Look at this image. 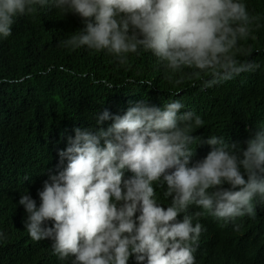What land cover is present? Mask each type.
Wrapping results in <instances>:
<instances>
[{"label": "clouds", "instance_id": "9594fccd", "mask_svg": "<svg viewBox=\"0 0 264 264\" xmlns=\"http://www.w3.org/2000/svg\"><path fill=\"white\" fill-rule=\"evenodd\" d=\"M38 9L80 18L84 27L60 41L65 48L121 63L148 52L170 72L207 74L202 88L257 67L234 57L256 19L244 0H0V40ZM183 107L180 100L162 107L137 101L122 115L94 114V128H74L57 150L63 167L37 191L39 204L27 193L17 201L29 237L50 240L67 264H127L130 256L135 264H195L202 230L195 216L208 212L223 224L254 218V201H264V126L240 149L223 137L193 136L202 120ZM193 143L210 150L189 166ZM190 206L201 211L184 214Z\"/></svg>", "mask_w": 264, "mask_h": 264}, {"label": "trees", "instance_id": "16d2710c", "mask_svg": "<svg viewBox=\"0 0 264 264\" xmlns=\"http://www.w3.org/2000/svg\"><path fill=\"white\" fill-rule=\"evenodd\" d=\"M244 3L256 19L234 57L257 67L210 88L201 86L207 74L170 72L148 52L126 54L121 63L104 52L63 47L60 41L84 27L71 13L38 9L15 20L12 34L0 40V264H67L52 254L50 240L29 237L17 201L27 193L39 204L42 182L63 167L57 150L74 128L96 127L94 114L106 109L110 117L122 115L137 101L162 107L180 100L181 112L202 120L194 136L246 147L249 134L264 126V0ZM194 148L210 150L203 143ZM254 208V218L237 217L208 231L224 240L214 247L211 264H264V201L257 198ZM237 245L246 246L240 254Z\"/></svg>", "mask_w": 264, "mask_h": 264}, {"label": "water", "instance_id": "95a60500", "mask_svg": "<svg viewBox=\"0 0 264 264\" xmlns=\"http://www.w3.org/2000/svg\"><path fill=\"white\" fill-rule=\"evenodd\" d=\"M192 135L194 136V131ZM194 144L195 143L191 145L192 148H194ZM194 149H195L194 155L189 162V166H191L192 163L201 160L207 154L206 151L203 150L201 151L198 148H194ZM129 175H131V173H129ZM194 211H200V209H197L194 206H190L187 209L186 213L184 214L191 215ZM192 222L193 224L198 222L201 224L202 227V230L199 234V239L197 241V244L195 245V251L193 253L195 258V264H211L212 251L214 247L216 246L217 243L224 240H215L213 236L209 237L208 231H214L215 229L220 228L223 225L224 221L217 220L210 213L204 212L203 215L195 216ZM245 247H246L245 245H237L235 247V250L237 249L238 254H240L241 252L240 248H245ZM134 263L135 261L133 257H130L127 264H134Z\"/></svg>", "mask_w": 264, "mask_h": 264}, {"label": "bare ground", "instance_id": "6f19581e", "mask_svg": "<svg viewBox=\"0 0 264 264\" xmlns=\"http://www.w3.org/2000/svg\"><path fill=\"white\" fill-rule=\"evenodd\" d=\"M201 211V210H200ZM183 213H181V215H182Z\"/></svg>", "mask_w": 264, "mask_h": 264}]
</instances>
